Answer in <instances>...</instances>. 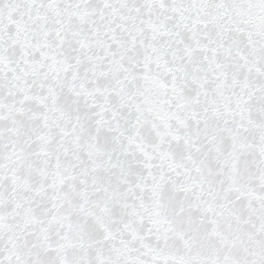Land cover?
<instances>
[{"label": "snow or ice", "instance_id": "6c2138e0", "mask_svg": "<svg viewBox=\"0 0 264 264\" xmlns=\"http://www.w3.org/2000/svg\"><path fill=\"white\" fill-rule=\"evenodd\" d=\"M0 264H264V0H0Z\"/></svg>", "mask_w": 264, "mask_h": 264}]
</instances>
